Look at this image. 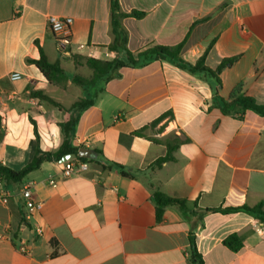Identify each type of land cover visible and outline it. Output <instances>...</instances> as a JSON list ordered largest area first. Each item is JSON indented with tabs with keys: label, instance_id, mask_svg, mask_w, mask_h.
<instances>
[{
	"label": "crops",
	"instance_id": "0c3cea01",
	"mask_svg": "<svg viewBox=\"0 0 264 264\" xmlns=\"http://www.w3.org/2000/svg\"><path fill=\"white\" fill-rule=\"evenodd\" d=\"M119 4L123 13L145 14L121 21L133 53L177 45L194 24L183 60L195 64L214 42L208 67L235 61L221 72L217 96L213 80L164 59L123 68L94 88L49 84L27 63L40 58L38 46L68 76L93 74L77 66L75 56L124 59L109 49L115 40L111 0H0V167L19 172L32 161L31 120L42 152L59 151L65 140L60 124L74 118L69 148L97 154L86 171L69 179L62 176L65 156L44 162L21 182L5 181L10 199L0 201V264H193L192 245L205 264H264V224L227 211L260 204L264 210V118L219 108V98L228 101L237 91L264 104V0ZM49 16L73 19L67 49H59ZM13 72L23 79L12 82ZM31 91L44 92L65 111L31 98ZM92 98L93 106L71 109ZM169 144L176 147L172 160L157 164ZM25 185L36 203L26 224ZM156 191L186 200L188 211L166 207L158 220ZM233 234L243 244L237 252L224 245ZM20 240L27 242V254L19 251Z\"/></svg>",
	"mask_w": 264,
	"mask_h": 264
},
{
	"label": "trees",
	"instance_id": "16d2710c",
	"mask_svg": "<svg viewBox=\"0 0 264 264\" xmlns=\"http://www.w3.org/2000/svg\"><path fill=\"white\" fill-rule=\"evenodd\" d=\"M144 13L133 11L131 13H123L120 10L119 0H111V23L112 30L115 36L114 43L109 46L111 51L117 53H123L124 59L115 58L113 60H100L95 58H83L74 57L75 64L77 66H86L92 72L91 77H83L81 75L68 76L59 62L51 63L47 58L43 49L39 47L40 58L38 60L27 59V63L34 65L38 71L43 75L49 84L57 86H66V84L71 81L73 84L80 86L84 89L94 88L98 86L103 81H108L114 77H119V71L127 67H140L146 65L150 60L153 59H164L171 61L177 68L187 71L193 75L203 76L207 79L213 80L215 83V93L218 95V90L221 88L222 83L220 80V74L226 67L230 66L235 59L224 60L216 69H211L206 65V59L208 53L213 48L214 42H212L207 51L197 60L195 64L186 62L180 57V54L185 47L190 34L193 30V26L189 29L185 38L174 46H151L140 50L138 52H131L127 49V34L122 27L121 21L125 18L133 17L137 19H142ZM99 91V90H97ZM31 98L38 99L39 101L48 103L58 109L65 111V108L58 102L44 94L42 91H31ZM96 98L90 100H80L72 106V110L86 109L95 104ZM219 108L224 114H242L247 111L253 112L264 118V104H259L256 100L245 93L240 91L235 92L230 99L227 101L225 99L219 98ZM35 128V155L32 161L27 164L21 171L15 172L8 168L0 167V174L4 177L5 181L21 182L29 173L39 169L41 165L46 161L60 160L67 155L76 154L77 149H71L68 146L69 133L73 130L76 119H71L67 123L60 124L62 132L65 136V140L59 151L55 153H44L39 148V134L37 130L36 123L31 120ZM4 132L2 129V122L0 117V142L2 141ZM180 142L176 143L178 145ZM175 146V145H174ZM172 144L168 145L167 155L158 160L157 164L168 162L172 160V153L175 151L176 147ZM80 161H89L88 159L78 158ZM125 177H128L125 172H122ZM153 200L156 204L157 209V219L161 220L163 217V212L166 207L174 206L181 211H188L187 202L184 199L177 197H171L164 193L156 191L153 194ZM228 212H245L249 215L254 216L261 223L264 224V210L263 206L260 204L255 207L243 206L239 208L228 209ZM224 245L230 250L237 252L239 251L243 244L238 235L233 234L229 236L225 241ZM191 258L193 264H205L202 256L198 253L195 245H192Z\"/></svg>",
	"mask_w": 264,
	"mask_h": 264
},
{
	"label": "built area",
	"instance_id": "2783aa9c",
	"mask_svg": "<svg viewBox=\"0 0 264 264\" xmlns=\"http://www.w3.org/2000/svg\"><path fill=\"white\" fill-rule=\"evenodd\" d=\"M48 25L50 30L53 32L57 39V44L60 50H65L72 43V32L71 26L73 24V19L66 17L60 18L56 16L48 17ZM80 48H84L83 45H80ZM23 79V75L19 72H13L10 75V80L12 82H17ZM89 167L88 161H80V160H68L64 163V169L62 171V176L65 179L72 178L73 176L79 174L82 171H86ZM50 185L52 187H56L57 183L51 180ZM116 191V190H115ZM20 195L23 200V205L25 208V213L23 216L24 224L28 223L36 210V203L33 197V190L31 185H25L20 190ZM10 199V193L5 188V179L0 174V201L3 204H8ZM37 234H41V230H37ZM4 236L0 235V241L4 240ZM18 249L21 253L27 254L29 252V248L27 247V242L25 240H20L18 242Z\"/></svg>",
	"mask_w": 264,
	"mask_h": 264
},
{
	"label": "water",
	"instance_id": "95a60500",
	"mask_svg": "<svg viewBox=\"0 0 264 264\" xmlns=\"http://www.w3.org/2000/svg\"><path fill=\"white\" fill-rule=\"evenodd\" d=\"M97 156L96 152L87 148H80L76 154H70L65 157V160H73L76 158L83 159H95Z\"/></svg>",
	"mask_w": 264,
	"mask_h": 264
}]
</instances>
